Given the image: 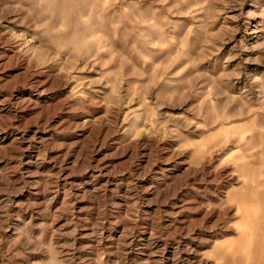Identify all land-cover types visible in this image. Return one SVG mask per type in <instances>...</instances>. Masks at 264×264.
<instances>
[{"label": "rangeland", "instance_id": "1", "mask_svg": "<svg viewBox=\"0 0 264 264\" xmlns=\"http://www.w3.org/2000/svg\"><path fill=\"white\" fill-rule=\"evenodd\" d=\"M0 264H264V0H0Z\"/></svg>", "mask_w": 264, "mask_h": 264}]
</instances>
